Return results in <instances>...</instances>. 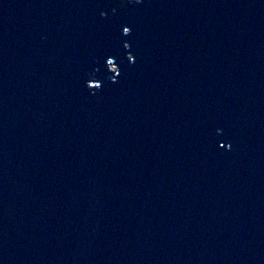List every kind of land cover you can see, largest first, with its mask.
<instances>
[{"label": "water", "instance_id": "obj_1", "mask_svg": "<svg viewBox=\"0 0 264 264\" xmlns=\"http://www.w3.org/2000/svg\"><path fill=\"white\" fill-rule=\"evenodd\" d=\"M0 264H264V0H0Z\"/></svg>", "mask_w": 264, "mask_h": 264}, {"label": "snow or ice", "instance_id": "obj_2", "mask_svg": "<svg viewBox=\"0 0 264 264\" xmlns=\"http://www.w3.org/2000/svg\"><path fill=\"white\" fill-rule=\"evenodd\" d=\"M125 32H127V29H125ZM90 86L95 87L96 85H90Z\"/></svg>", "mask_w": 264, "mask_h": 264}, {"label": "rangeland", "instance_id": "obj_3", "mask_svg": "<svg viewBox=\"0 0 264 264\" xmlns=\"http://www.w3.org/2000/svg\"><path fill=\"white\" fill-rule=\"evenodd\" d=\"M130 1H133V0H129V2H130ZM134 1H135V0H134Z\"/></svg>", "mask_w": 264, "mask_h": 264}]
</instances>
